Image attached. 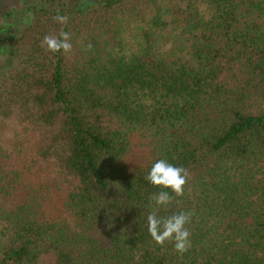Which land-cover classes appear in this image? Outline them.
<instances>
[{"label": "trees", "instance_id": "16d2710c", "mask_svg": "<svg viewBox=\"0 0 264 264\" xmlns=\"http://www.w3.org/2000/svg\"><path fill=\"white\" fill-rule=\"evenodd\" d=\"M0 264H264V0H0Z\"/></svg>", "mask_w": 264, "mask_h": 264}, {"label": "clouds", "instance_id": "9594fccd", "mask_svg": "<svg viewBox=\"0 0 264 264\" xmlns=\"http://www.w3.org/2000/svg\"><path fill=\"white\" fill-rule=\"evenodd\" d=\"M67 15H57L54 20L61 25L69 22ZM41 46L46 52L70 54L73 50L71 36L68 32L61 30L57 35H46L41 41ZM91 44L85 46L90 50ZM145 179L153 186L166 189L150 197L157 206L167 207L175 197L184 195L185 186L189 179V172L184 167L174 166L166 159L157 160L151 167ZM167 190H170L167 191ZM191 213L179 212L168 217H158L153 211L147 216L148 232L154 241L163 246L165 242H173L175 250L183 255L191 247L190 231L188 225L191 221Z\"/></svg>", "mask_w": 264, "mask_h": 264}]
</instances>
